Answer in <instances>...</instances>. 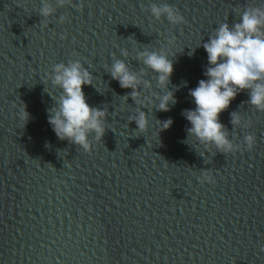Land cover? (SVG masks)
<instances>
[{
	"label": "water",
	"instance_id": "obj_1",
	"mask_svg": "<svg viewBox=\"0 0 264 264\" xmlns=\"http://www.w3.org/2000/svg\"><path fill=\"white\" fill-rule=\"evenodd\" d=\"M73 2L83 10L66 5L44 18L40 0H0V264H264V112L243 90L220 113L236 143L256 137L251 151L228 154L188 143L181 114L195 107L189 90L205 79L202 44L260 0ZM151 3L173 5L186 23L156 20ZM161 48L173 61L167 87L176 103L170 111L146 103L149 128L135 132L128 119L138 106L108 66L115 57L139 72L135 50ZM70 59L93 77L83 86L87 103L107 110L104 135L89 137V152L57 138L47 121L56 101L43 80ZM146 78L159 91L150 71ZM233 111L252 126L234 128ZM168 118L172 125L159 131L156 121ZM202 170L214 184L200 183Z\"/></svg>",
	"mask_w": 264,
	"mask_h": 264
},
{
	"label": "clouds",
	"instance_id": "obj_2",
	"mask_svg": "<svg viewBox=\"0 0 264 264\" xmlns=\"http://www.w3.org/2000/svg\"><path fill=\"white\" fill-rule=\"evenodd\" d=\"M40 5L39 14L44 18L51 17L57 8L66 5L83 10V3H74L73 0H40ZM148 11L156 20L165 17L172 25L186 23L185 17L169 3H151ZM238 17L231 26L226 22L220 23L202 44L208 62L203 72L205 79H200L197 86L189 90L195 107L183 109L181 113L190 124L186 129L187 142L194 138L208 152L214 149L228 154L254 148V134L248 132L242 144L236 143L238 137L229 138V131L219 119L220 113L241 91H248L249 105L264 112V0H260L259 6L250 4L240 10ZM58 20L63 24L67 17L61 15ZM174 41L175 37H171L167 42L172 44ZM129 55L127 49L121 50L122 57ZM169 57L163 48L137 49L135 59L144 66L139 72L130 69L125 59L115 57L108 66L111 78L118 81L121 88L131 89L129 95L138 106L128 119L135 122V132L144 133L149 128L148 113L141 110L146 103L159 111H170V105L176 103L174 92L167 87L173 72V61ZM83 65L79 59L56 63L43 81L50 84L51 89L59 90L56 95L50 88H45L56 101L47 115L52 131L60 140H67L89 152L92 146L89 137L94 134V139L101 141L104 135L107 110L87 103L83 86L91 85L93 77ZM149 71L159 91L153 90L152 79L146 78ZM18 116L24 124L27 122L29 113L26 105L19 109ZM230 116L234 128L248 129L252 126V122L245 120L237 111L231 112ZM156 122L159 131L168 129L173 123L171 118ZM197 179L201 184L215 183L208 170H202Z\"/></svg>",
	"mask_w": 264,
	"mask_h": 264
}]
</instances>
